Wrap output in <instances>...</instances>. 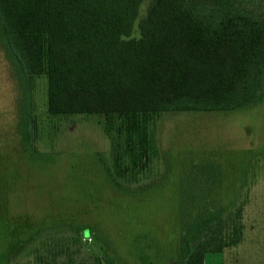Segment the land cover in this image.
<instances>
[{"label":"rangeland","instance_id":"obj_1","mask_svg":"<svg viewBox=\"0 0 264 264\" xmlns=\"http://www.w3.org/2000/svg\"><path fill=\"white\" fill-rule=\"evenodd\" d=\"M239 1L264 12V0ZM45 94L43 77L15 78L0 47V264H180L182 225L211 209L240 210L242 238L204 264H264V103L162 114L155 156L120 180L95 118L52 117ZM212 165L216 178L196 170Z\"/></svg>","mask_w":264,"mask_h":264},{"label":"trees","instance_id":"obj_2","mask_svg":"<svg viewBox=\"0 0 264 264\" xmlns=\"http://www.w3.org/2000/svg\"><path fill=\"white\" fill-rule=\"evenodd\" d=\"M143 2L0 0V47L15 78L45 79L48 115L95 118L120 180L155 156L151 128L162 114L264 103V12L239 0H151L139 17ZM21 128L28 139L26 120ZM196 170L216 178L220 166ZM240 215H190L180 264L237 245Z\"/></svg>","mask_w":264,"mask_h":264}]
</instances>
